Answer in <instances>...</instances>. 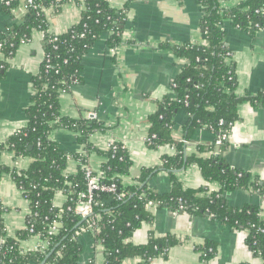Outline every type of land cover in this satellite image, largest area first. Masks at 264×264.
<instances>
[{
  "label": "trees",
  "instance_id": "obj_1",
  "mask_svg": "<svg viewBox=\"0 0 264 264\" xmlns=\"http://www.w3.org/2000/svg\"><path fill=\"white\" fill-rule=\"evenodd\" d=\"M22 0H3L1 9L11 14ZM25 1V13L21 21L16 22L0 33V78L9 66V60L21 43L30 39L31 31L43 32V59L38 72L32 76L33 96L25 109L27 123L14 131L5 141L0 142V154L11 151L14 158L29 157L31 162L25 170L10 168L0 163V180L10 175L29 201L30 213L26 227L14 237H6L1 218L0 205V264H39L46 256V264H78L82 251L76 238V232L87 221L76 213L77 205L84 200L80 196L85 192L84 168L74 175L66 176L64 168L71 156L62 151L49 139L53 129H71L82 134L83 141L96 130L103 129L94 119L80 121L62 116L59 111V94L69 85L82 80V58L104 33L111 32L108 45L111 48L122 43L126 11L132 0H125L122 8H112L106 0H72L82 8L79 21L62 34L48 30L44 17V8L55 3L54 0ZM223 0H196L202 17L200 28L203 43L184 42L169 48L186 62L174 79L171 87L174 99L164 98L157 101V110L149 117L150 131L147 146L156 148L161 145H174L175 153L162 159L160 170L169 173L171 188L168 192L152 191L144 183L145 179L159 169H143L139 184L124 187L120 176L127 174L131 160L120 143L110 145L99 151L105 156L101 167L105 185L114 183L115 192L96 191L93 194L92 209L98 215L96 235L102 242L104 262L102 264H124L127 259L140 258V263L157 257H166L167 251L179 243L173 236L156 237L150 232L145 244H133L130 237L143 223H151L153 215L146 204L151 201L155 208H167L188 215H207L233 229L246 233V245L251 253L264 264V219L260 208L246 204L231 207L224 192L238 188L252 187L264 195V185L251 180L250 175L237 168L230 167L221 155L228 140L219 147L215 140L220 133L230 134L238 120L237 107L243 101L264 107V91L255 96L236 93V76L232 52L225 40L222 25L228 21L232 26L254 36L264 29V0H241L233 6H222ZM182 110L187 115L182 141L176 142L172 136V127L176 112ZM198 130H207L214 136L211 144L198 145L199 151H209L208 158L197 155L185 156V143L190 141ZM74 157H78L74 155ZM195 164L206 182L217 181L221 185L219 192L201 195L202 189H185L174 175V170L184 165ZM57 192L67 195L62 207H55L52 199ZM123 194L121 199L117 196ZM58 221L59 230L50 234L48 228ZM79 224V225H78ZM32 232H29V229ZM37 235L49 245L43 253L38 250H22L20 242ZM213 244L205 242L200 250L202 259L213 256ZM212 251H209V249ZM90 264H95L91 261ZM247 264V263H240Z\"/></svg>",
  "mask_w": 264,
  "mask_h": 264
},
{
  "label": "crops",
  "instance_id": "obj_2",
  "mask_svg": "<svg viewBox=\"0 0 264 264\" xmlns=\"http://www.w3.org/2000/svg\"><path fill=\"white\" fill-rule=\"evenodd\" d=\"M44 8L48 30L55 34L66 32L81 16V6L72 0H54ZM112 8L120 9L125 0H106ZM241 0H223L222 6H233ZM0 33L25 13L22 0L11 14L1 9ZM121 34L122 43L111 48L104 33L82 58V80L69 85L59 94V111L62 116L74 120L94 119L103 127L86 139L71 129H53L49 139L71 157L64 168L66 176L74 175L88 166L93 172L101 171L106 150L112 143H120L127 151L131 166L127 174L120 176L124 187L139 184L143 169L158 168L144 183L154 192H168L171 188L169 173L160 170L162 159L175 153L174 145L147 146L150 131L149 117L157 110V101L174 99L171 84L184 67L185 60L176 56L163 43L170 46L184 42L203 43L200 21L202 12L196 0H132L126 11ZM225 40L232 52L236 76V93L255 96L264 91V29L254 36L232 26L228 21L222 25ZM30 39L21 43L9 60L5 74L0 78V142L27 123L25 109L33 96L31 78L43 59V32L31 31ZM238 120L234 122L227 144L221 149L226 163L241 169L264 185V107L243 101L237 107ZM187 115L179 110L174 117L172 136L182 141ZM214 140L207 130H198L185 143V156L197 155L208 158L209 151H199ZM77 155L78 157H74ZM31 162L29 157L14 158L11 151L0 154V163L10 168L25 170ZM174 175L185 189H202L201 195L219 192L217 181L206 182L195 164L174 170ZM231 207L246 204L260 208L264 219V196L252 187L238 188L223 193ZM67 202L64 192H57L52 203L59 208ZM1 218L6 237L26 227L30 213L29 201L10 175L0 180ZM151 223H143L134 231L129 241L145 244L150 232L156 237L173 236L179 243L167 251L166 257H157L140 263V258H130L124 264H263L246 245V233L231 228L207 215H188L167 208L150 209ZM1 238V237H0ZM82 251L78 264L104 262L102 247L87 232L77 235ZM37 239L30 236L20 242L22 250H31ZM205 242L213 244V256L204 261L200 247ZM212 251V250H211Z\"/></svg>",
  "mask_w": 264,
  "mask_h": 264
},
{
  "label": "built area",
  "instance_id": "obj_3",
  "mask_svg": "<svg viewBox=\"0 0 264 264\" xmlns=\"http://www.w3.org/2000/svg\"><path fill=\"white\" fill-rule=\"evenodd\" d=\"M27 2L29 4L32 3L31 0H27ZM0 60L5 61L4 56L2 53H0ZM174 86V82H172L171 87ZM229 135L225 134V133H220L215 140V144L217 147H219L220 145H222V143L225 140H228ZM148 140V137L146 138V141ZM114 144V143H112ZM111 144V145H112ZM84 177H85V181H86V189L84 193H81L80 196L82 198H84L83 201H81L75 211L76 213L81 217L84 218L87 221L86 226L81 227L77 232H76V237L78 234L82 233V232H87L90 235H92V237L95 239L96 243L102 247V242L99 238L96 237L99 228L96 225V220L98 219V215L94 214L93 209H92V204H93V194L96 191H102V192H106V193H112L115 192L116 190V185L114 183H111L109 185H105L101 182L102 178H103V172H93L92 169H90L88 166L84 167ZM264 196V195H263ZM118 199H121L123 197V194L117 196ZM146 207L150 210L155 208L153 203L151 201H149L146 204ZM59 230V223L58 221H53L51 223V225L48 228V232L50 234H56ZM33 230L30 228L29 232H32ZM37 241H36V245L33 247V249L31 250H38L40 252H45L48 248L49 243L40 238L37 235H33ZM4 239L0 238V243L3 242ZM103 250V247H102ZM212 249L210 248L209 251H211ZM46 264V263H45Z\"/></svg>",
  "mask_w": 264,
  "mask_h": 264
},
{
  "label": "water",
  "instance_id": "obj_4",
  "mask_svg": "<svg viewBox=\"0 0 264 264\" xmlns=\"http://www.w3.org/2000/svg\"><path fill=\"white\" fill-rule=\"evenodd\" d=\"M84 220H85V219L82 218V220L80 221L79 224H81ZM79 224H78V225H79ZM48 255H49V254H48ZM48 255L46 256V258L48 257ZM46 258H45L41 263H39V264H45V263H46Z\"/></svg>",
  "mask_w": 264,
  "mask_h": 264
}]
</instances>
